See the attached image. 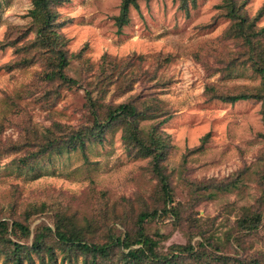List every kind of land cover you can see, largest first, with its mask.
I'll return each instance as SVG.
<instances>
[{"label":"rangeland","instance_id":"rangeland-1","mask_svg":"<svg viewBox=\"0 0 264 264\" xmlns=\"http://www.w3.org/2000/svg\"><path fill=\"white\" fill-rule=\"evenodd\" d=\"M121 1L60 0L53 6L70 61L66 74L84 79L79 89L59 90L44 78V61L33 59L17 66L32 56L24 49L35 40L31 0H0V149L31 127L42 131L54 123L73 128L88 125L91 115L82 85L86 88V82L92 83L106 55L115 71L110 69L112 81L103 87V101L154 103L158 109L153 114L161 115L151 114L140 126L148 131L155 125L170 139L162 166L175 201L187 208L183 207L179 221L168 218L146 224L147 234L159 240L158 250L166 253L172 245H186L193 235L189 243L199 248L202 243L213 255L238 260L264 256V220L252 236L241 239L236 232L243 212L264 213V203H260L264 199L261 101L231 104L212 98V93L256 91L261 81L240 42L227 33L230 20L219 8L220 0H196L187 10L180 9L177 0L139 1L136 8H130L127 25L118 29L115 18ZM238 1L249 21L264 4V0ZM255 28H264V13ZM85 62L90 71L83 69ZM18 157L16 153L0 155V221L9 230L17 222L32 231L37 225L53 227L56 213H68L82 225L91 213L114 208L106 210L115 219L107 224L110 235L118 237L133 227L142 207L153 203L150 197L158 180L150 171L149 159L134 158L126 151L120 126L107 130L101 143L87 145L84 152L53 154L27 168L15 163ZM238 176L240 188L214 200L204 195L193 200L184 185L185 180L223 185ZM42 204L47 209L37 212L34 208ZM118 215L125 217L121 224ZM104 224L91 242L102 245L106 241ZM193 224L200 226L203 237L191 231ZM32 236L28 241L10 234L7 238L30 246ZM209 240L210 244L219 241L220 250L209 246ZM52 247V260L47 254L42 259L31 252L22 264H115L122 252L114 248L107 260H91L80 252L65 259L55 244ZM0 264H12L2 251Z\"/></svg>","mask_w":264,"mask_h":264},{"label":"trees","instance_id":"trees-1","mask_svg":"<svg viewBox=\"0 0 264 264\" xmlns=\"http://www.w3.org/2000/svg\"><path fill=\"white\" fill-rule=\"evenodd\" d=\"M139 1L148 2L150 0L121 1L119 15L115 18L118 29L127 25L129 10L136 8ZM177 1L180 9L187 10L190 4H195L196 0ZM31 2L33 9L29 15L32 30L35 32V40L24 49L32 56L24 57L18 61L17 66H25L33 62V59L40 62L44 61L47 67L44 78L48 83L56 85L59 90L81 88L80 84L84 79L79 81V79L71 78L66 74V68L70 61L67 59L63 38L58 31V14L53 8V6L60 4V0H31ZM220 2L219 8L223 15L230 20L227 33L240 42L247 62L258 74L261 82L260 87L250 93L240 92L234 95L212 93V98L217 97L222 102L231 104L248 99L261 101V115L264 125V28H255L256 20L264 13V4L257 17L249 21L242 13L243 3L238 0H220ZM1 48H3L2 45ZM107 59L106 55L102 56L99 71L92 83L86 82V88L82 85L87 110L91 115V121L88 125L73 128L54 123L42 131L31 127L24 132L19 140L4 147L1 146L0 155L16 153L20 157L15 163L20 167L27 168L31 167L36 160L53 154L59 155L63 152L68 153L76 150L84 152L87 145L101 143L107 130L120 126L122 128V140L129 155L134 158L149 159L150 171L158 180L154 195L150 197L153 203L142 207L136 214L133 227L125 229L126 231L118 237L110 235L107 224H111L110 221L115 219L109 217L106 210L111 211L114 208L106 209L102 213L98 210L95 214L91 213L89 217L83 218L82 225L77 224L74 216L68 213H56L53 227L46 224L37 225L33 231L27 224L23 225L18 222L13 223L9 230L7 224L0 221V251L3 252L4 257L12 264H22L24 260L30 259L29 254L32 252L42 259L43 255L47 254L48 259L52 260L54 254V247L52 246L55 244V249L62 253L65 259L71 257L73 252H80L92 257L91 260L100 258L107 260V258L110 259L114 248L117 247L122 249V252L115 264H264V256L238 260L221 254L213 255V252L210 253L205 250L202 243H200V248L192 246L189 242L193 235L188 237L189 242L186 245H172L166 253L158 250L159 240L153 239L147 234L146 224L152 220L163 222L168 218H176L179 221L183 207L187 208L175 201L174 191L170 187L168 177L165 175L162 166L170 149V139L160 133L155 125H151L148 131L140 126L141 120L148 119L158 109L154 103L143 102L140 104L138 100H130L112 105L103 101L106 93L103 87L112 81L109 74L110 69L112 72L115 71V65ZM83 65L85 71H90L88 62ZM208 91L213 92V89L209 88ZM153 115L157 116L161 113ZM149 118L151 119V117ZM262 137L264 138V133ZM205 139L206 137L201 139L202 145ZM241 182V177L238 176L228 184L223 183V185L207 182L196 183L187 180L184 181V185L189 188L193 200L203 198L202 195L206 199L214 200L222 193L238 190ZM260 203H264V199ZM34 209L43 213L47 206L42 204ZM118 216L117 220L121 224L125 217L124 215ZM263 220L264 213L245 211L236 223L238 228L236 232L241 235L239 236L241 239L252 236L259 229ZM103 222L106 225V241L99 245L91 242L90 238L95 235L96 230L101 228ZM191 227L193 228L191 231L196 232V236L203 237V233H200V226L193 224ZM9 234L26 241L30 239L32 234L30 246L7 238ZM155 236L160 237L158 232L155 233ZM225 236L228 240L230 234L226 233ZM206 242H209V246L211 245L212 248L220 250L218 246L221 243L219 241L216 240L212 244H210V240ZM236 243L240 246L239 240H236ZM1 246L3 247L2 250Z\"/></svg>","mask_w":264,"mask_h":264}]
</instances>
